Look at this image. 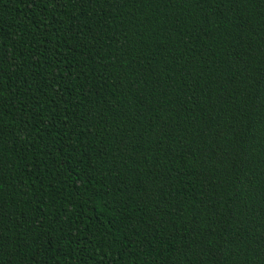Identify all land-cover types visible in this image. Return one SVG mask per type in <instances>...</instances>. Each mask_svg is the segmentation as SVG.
I'll return each instance as SVG.
<instances>
[{
    "label": "trees",
    "instance_id": "obj_1",
    "mask_svg": "<svg viewBox=\"0 0 264 264\" xmlns=\"http://www.w3.org/2000/svg\"><path fill=\"white\" fill-rule=\"evenodd\" d=\"M0 264H264V0H0Z\"/></svg>",
    "mask_w": 264,
    "mask_h": 264
}]
</instances>
